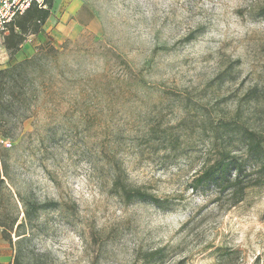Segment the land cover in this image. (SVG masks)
I'll return each mask as SVG.
<instances>
[{"label":"rangeland","instance_id":"obj_1","mask_svg":"<svg viewBox=\"0 0 264 264\" xmlns=\"http://www.w3.org/2000/svg\"><path fill=\"white\" fill-rule=\"evenodd\" d=\"M263 3L52 0L13 57L0 36V70L45 45L53 74L0 144V264H264V184L235 206L212 182L191 189L221 146L241 149L225 122L264 136ZM118 168L159 206L115 194Z\"/></svg>","mask_w":264,"mask_h":264},{"label":"trees","instance_id":"obj_2","mask_svg":"<svg viewBox=\"0 0 264 264\" xmlns=\"http://www.w3.org/2000/svg\"><path fill=\"white\" fill-rule=\"evenodd\" d=\"M52 0H47V8L40 9L36 6H31L25 13L17 17L9 27L8 34L4 37V46L9 52L10 57H13L19 50L21 44L28 36H35L41 32V28L45 25L50 16ZM258 16L264 18V3L258 8ZM45 52L44 47L38 48V51L29 59H24L21 62L15 63L8 68L0 70V139H13L15 126L13 120H24L32 116L33 108L41 98L50 84L52 85L53 74L47 71V59H42L41 56ZM50 103L51 100H50ZM222 128L229 127L228 131L241 130L240 136L242 140L241 149L235 152L226 150L221 146L217 158L206 166L203 172L195 177L192 181L191 189L203 185L205 182H212L223 190H231L230 196L233 199L232 206H235L242 200L244 192L247 188L264 184V174L254 179H248L249 174L246 171L248 160H252L259 164L258 173H264V136L257 131L246 127L234 126L231 123H224ZM151 139L157 140V131L151 130ZM145 138V137H143ZM147 142L148 139H144ZM147 140V141H146ZM243 153V156L237 153ZM3 155V151H1ZM0 188L4 184L1 174L6 170L4 161H0ZM235 172L234 179L230 181L228 178ZM113 187L115 194L123 198L127 203L133 201L150 202L155 205L160 204V200L152 194L144 191L141 188L133 187L127 184L126 177L122 169L118 168L113 176ZM0 227L3 233L11 241L10 232L12 223L9 225L1 219ZM22 235H16L17 244L24 241ZM21 254L15 253L12 264H22Z\"/></svg>","mask_w":264,"mask_h":264},{"label":"built area","instance_id":"obj_3","mask_svg":"<svg viewBox=\"0 0 264 264\" xmlns=\"http://www.w3.org/2000/svg\"><path fill=\"white\" fill-rule=\"evenodd\" d=\"M31 6L46 9L47 0H0V36L8 33L13 21L23 15ZM0 144L6 147L11 146L3 139H0Z\"/></svg>","mask_w":264,"mask_h":264},{"label":"crops","instance_id":"obj_4","mask_svg":"<svg viewBox=\"0 0 264 264\" xmlns=\"http://www.w3.org/2000/svg\"><path fill=\"white\" fill-rule=\"evenodd\" d=\"M45 26V25H44Z\"/></svg>","mask_w":264,"mask_h":264}]
</instances>
